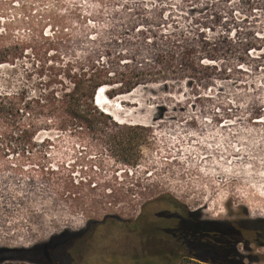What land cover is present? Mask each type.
I'll list each match as a JSON object with an SVG mask.
<instances>
[{"label":"rangeland","instance_id":"obj_1","mask_svg":"<svg viewBox=\"0 0 264 264\" xmlns=\"http://www.w3.org/2000/svg\"><path fill=\"white\" fill-rule=\"evenodd\" d=\"M0 52V92L60 93L66 65L89 57L110 68L107 89L146 73L130 91L95 94L114 132L145 126L131 131L133 160L111 129L0 144V247L56 236L76 250L71 264H214L139 241L142 207L264 231V0H0ZM249 236L246 262L264 264V238Z\"/></svg>","mask_w":264,"mask_h":264},{"label":"trees","instance_id":"obj_2","mask_svg":"<svg viewBox=\"0 0 264 264\" xmlns=\"http://www.w3.org/2000/svg\"><path fill=\"white\" fill-rule=\"evenodd\" d=\"M158 59L161 69L167 68L164 66L168 63L162 60L160 56ZM5 61L8 59L0 52V63ZM75 62L76 65L69 62L63 69L64 78L59 82L64 88L60 93L43 91L38 96H34L25 91L0 92V144L7 149L16 145L27 150L36 142L35 138L42 129H67L81 126L89 128L93 132H104L105 134H109L108 130L111 129L114 134L113 144L122 151L125 160H133L136 158L133 152L136 136L131 134V131L145 129V126L124 125L121 127L115 123L116 126L124 128L127 132H114L102 119L106 117V114L96 107L97 100L95 99L98 88L113 84L110 68L99 60L95 61L93 57L87 58L86 62L79 60ZM73 68H77L76 71H73ZM145 74V72H138L126 75L124 79L126 77L127 79L121 87L109 88L106 92L111 96L112 94L130 91ZM165 74L163 76H167ZM70 84L73 87L68 89ZM24 115L29 116L24 118ZM40 117L43 118L42 122L35 119ZM260 222L264 223L263 220ZM216 223L218 226L209 231L210 236L207 239L209 249L213 251V254L218 252L227 260V264H245L234 251V244L237 240L233 238L235 233L241 234L243 230L238 229L231 222ZM184 229L181 228L185 234ZM251 234L256 241L264 238V231L260 228L252 230ZM163 250L160 251L159 256H164ZM76 255V250L72 249L71 244L60 243L59 237L56 238V236L48 243L37 244L32 247H0V263L19 259L38 264H71ZM208 262L223 264L220 261ZM158 264L163 263L158 262Z\"/></svg>","mask_w":264,"mask_h":264},{"label":"flooded vegetation","instance_id":"obj_3","mask_svg":"<svg viewBox=\"0 0 264 264\" xmlns=\"http://www.w3.org/2000/svg\"><path fill=\"white\" fill-rule=\"evenodd\" d=\"M150 211V209L142 207L137 217L139 241L154 242L157 239L158 246L160 249H164L163 254L169 259L188 257L202 259L205 262L218 261L219 259L221 263L227 264V260L218 252L217 254L212 253L213 251L209 249L207 243L210 236L209 231L218 226L216 222L210 226L207 221L203 220L200 212L182 208H158ZM201 221L203 223L200 224ZM233 224L243 230L241 234L237 232L233 235V238L237 240L234 244V251L240 260L249 264L246 259H253L250 256H245L239 246L242 244L243 248H249L250 242H252L249 235L252 231L247 229V223ZM181 228H186L184 229L185 234ZM150 245L154 246V243Z\"/></svg>","mask_w":264,"mask_h":264},{"label":"bare ground","instance_id":"obj_4","mask_svg":"<svg viewBox=\"0 0 264 264\" xmlns=\"http://www.w3.org/2000/svg\"><path fill=\"white\" fill-rule=\"evenodd\" d=\"M106 90H107V87L106 86H102V87L99 88V93L105 92V94H106Z\"/></svg>","mask_w":264,"mask_h":264},{"label":"water","instance_id":"obj_5","mask_svg":"<svg viewBox=\"0 0 264 264\" xmlns=\"http://www.w3.org/2000/svg\"><path fill=\"white\" fill-rule=\"evenodd\" d=\"M99 89V88H98ZM97 92H98V90H97Z\"/></svg>","mask_w":264,"mask_h":264}]
</instances>
